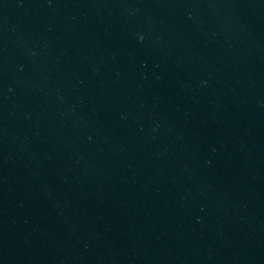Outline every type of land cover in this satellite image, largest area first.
Wrapping results in <instances>:
<instances>
[{"label": "water", "instance_id": "1", "mask_svg": "<svg viewBox=\"0 0 264 264\" xmlns=\"http://www.w3.org/2000/svg\"><path fill=\"white\" fill-rule=\"evenodd\" d=\"M0 264H264V0H0Z\"/></svg>", "mask_w": 264, "mask_h": 264}]
</instances>
